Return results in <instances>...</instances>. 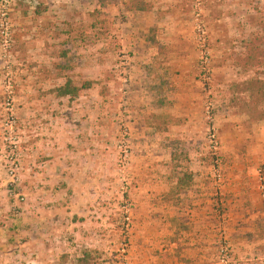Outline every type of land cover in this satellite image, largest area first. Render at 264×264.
Wrapping results in <instances>:
<instances>
[{
    "label": "rangeland",
    "instance_id": "374dc122",
    "mask_svg": "<svg viewBox=\"0 0 264 264\" xmlns=\"http://www.w3.org/2000/svg\"><path fill=\"white\" fill-rule=\"evenodd\" d=\"M132 1L0 0V264H264V0Z\"/></svg>",
    "mask_w": 264,
    "mask_h": 264
},
{
    "label": "trees",
    "instance_id": "16d2710c",
    "mask_svg": "<svg viewBox=\"0 0 264 264\" xmlns=\"http://www.w3.org/2000/svg\"><path fill=\"white\" fill-rule=\"evenodd\" d=\"M131 11H138L149 13L153 10V5L145 0H133L129 6ZM63 59H67V55L63 56ZM236 63L238 66L242 67L245 71L253 70L254 68L262 66L264 63V50L262 49V40L260 38H255L247 44V53L243 56L236 58ZM56 72L66 79L63 86L56 89L54 92L59 98H72L76 99L81 96L86 90H91L93 88L94 82L87 81L78 85L73 81L72 78L66 77V74L73 70V67L66 63H56L54 65ZM245 88L244 91L248 92L252 103L255 106L256 116L259 120H264V109L259 110V106L264 104V81L260 79H253L251 81L245 82L243 84ZM156 118V117H155ZM177 160L176 155L174 159ZM177 184L180 188H184L191 184L193 180L192 175L186 174L182 177L177 178ZM79 264H88L87 257L79 260Z\"/></svg>",
    "mask_w": 264,
    "mask_h": 264
},
{
    "label": "built area",
    "instance_id": "2783aa9c",
    "mask_svg": "<svg viewBox=\"0 0 264 264\" xmlns=\"http://www.w3.org/2000/svg\"><path fill=\"white\" fill-rule=\"evenodd\" d=\"M259 182H260V190L264 195V168L259 172Z\"/></svg>",
    "mask_w": 264,
    "mask_h": 264
}]
</instances>
